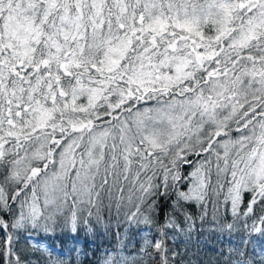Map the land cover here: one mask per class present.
<instances>
[{"label": "snow or ice", "instance_id": "obj_1", "mask_svg": "<svg viewBox=\"0 0 264 264\" xmlns=\"http://www.w3.org/2000/svg\"><path fill=\"white\" fill-rule=\"evenodd\" d=\"M225 236L264 264V0H0V264Z\"/></svg>", "mask_w": 264, "mask_h": 264}, {"label": "trees", "instance_id": "obj_2", "mask_svg": "<svg viewBox=\"0 0 264 264\" xmlns=\"http://www.w3.org/2000/svg\"><path fill=\"white\" fill-rule=\"evenodd\" d=\"M152 102H149V105ZM143 106V105H141ZM223 197L221 196V199ZM223 211V210H221ZM259 211V210H257ZM211 212V209H210ZM228 219H231V216L229 215ZM251 223V221H249ZM236 239L238 240L239 237L237 236ZM213 240H215V236L213 237ZM227 240V237L225 236L223 240L219 244H209L207 247H205L198 256L199 264H223V258L219 255V251L221 247H224V241ZM23 243V242H22Z\"/></svg>", "mask_w": 264, "mask_h": 264}]
</instances>
